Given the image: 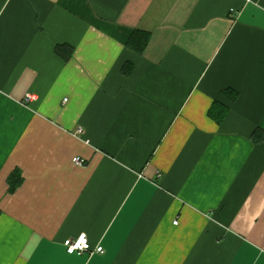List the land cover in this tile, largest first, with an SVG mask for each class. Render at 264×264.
I'll return each mask as SVG.
<instances>
[{"label": "crops", "instance_id": "crops-1", "mask_svg": "<svg viewBox=\"0 0 264 264\" xmlns=\"http://www.w3.org/2000/svg\"><path fill=\"white\" fill-rule=\"evenodd\" d=\"M259 128L264 0H0V264H264Z\"/></svg>", "mask_w": 264, "mask_h": 264}, {"label": "trees", "instance_id": "trees-1", "mask_svg": "<svg viewBox=\"0 0 264 264\" xmlns=\"http://www.w3.org/2000/svg\"><path fill=\"white\" fill-rule=\"evenodd\" d=\"M148 41H149L148 33L142 31H134L127 45L131 49L137 51L138 53H141L146 47ZM252 139L253 142L255 143L262 142L264 140V130L261 128L255 130ZM9 182H10V192H14L16 188L22 183L21 174L18 171L13 172L9 177Z\"/></svg>", "mask_w": 264, "mask_h": 264}, {"label": "built area", "instance_id": "built-area-1", "mask_svg": "<svg viewBox=\"0 0 264 264\" xmlns=\"http://www.w3.org/2000/svg\"><path fill=\"white\" fill-rule=\"evenodd\" d=\"M36 99V97L34 95H27L24 99V101L26 103L28 102H32ZM67 99L64 100V102H66ZM79 134H82L83 133V130L80 128L78 130ZM73 163L78 165V166H81L84 164V161L80 158H74L73 159ZM64 246L66 248V251L69 253V254H83V253H90V254H93V253H99V254H102L104 252L103 248L102 247H97L96 249H92L91 248V245H90V242H89V239L87 237L86 234H80L78 237L76 238H72V239H67L64 241Z\"/></svg>", "mask_w": 264, "mask_h": 264}]
</instances>
